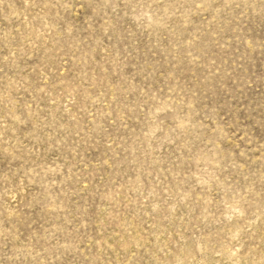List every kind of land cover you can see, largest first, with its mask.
I'll return each mask as SVG.
<instances>
[{"label":"rangeland","instance_id":"374dc122","mask_svg":"<svg viewBox=\"0 0 264 264\" xmlns=\"http://www.w3.org/2000/svg\"><path fill=\"white\" fill-rule=\"evenodd\" d=\"M0 264H264V0H0Z\"/></svg>","mask_w":264,"mask_h":264}]
</instances>
